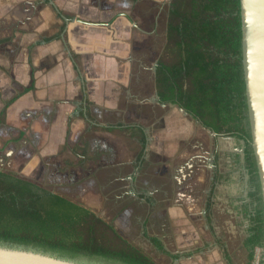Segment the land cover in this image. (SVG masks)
I'll list each match as a JSON object with an SVG mask.
<instances>
[{
    "label": "rangeland",
    "instance_id": "rangeland-1",
    "mask_svg": "<svg viewBox=\"0 0 264 264\" xmlns=\"http://www.w3.org/2000/svg\"><path fill=\"white\" fill-rule=\"evenodd\" d=\"M97 1L99 7L105 1L112 4L113 10L120 6L119 0ZM168 2L132 3L131 15L146 33L133 38L140 48L133 51L130 83L116 89V113L92 106L91 116L98 125L94 127L76 117L79 124L70 135L68 148L44 156L39 144L50 146V139L39 142L34 133L25 132L24 138L3 145L18 136L19 130L1 124L0 170L14 171L112 221L120 234L148 252L158 264H218L222 256L210 252L211 230L223 241L232 262L245 264L241 242L247 220L240 213V204L247 199L248 186L241 158L242 141L230 136L215 138L221 178L214 188L212 225L208 228L203 205L213 172L214 135L176 105L160 103L155 98L153 65L164 42ZM27 7L28 3L20 5V12L14 8L19 13L15 15L18 20L2 24V33H8L13 26L22 27L16 36L17 48L18 43H26L28 32L34 31L31 24L35 15H27ZM11 86L16 88L14 83ZM117 122L141 126L146 134L144 161L139 167L134 166L139 149L137 132L100 128ZM81 140L89 143L90 154L100 152L98 160L89 161L84 168L69 166L61 170L65 161H76L69 146ZM234 153L239 154L238 161ZM143 222L147 234L158 236L168 251L191 254L174 259L156 251L142 234ZM204 243L210 244L205 248ZM259 259H264L262 249Z\"/></svg>",
    "mask_w": 264,
    "mask_h": 264
},
{
    "label": "trees",
    "instance_id": "trees-1",
    "mask_svg": "<svg viewBox=\"0 0 264 264\" xmlns=\"http://www.w3.org/2000/svg\"><path fill=\"white\" fill-rule=\"evenodd\" d=\"M58 14L64 13L59 10ZM63 28L64 24L57 34L42 40L47 42L57 38ZM9 39H0V42ZM75 56L72 54L73 58ZM155 61L153 81L158 102L182 108L215 134L211 159L213 172L203 206L204 219L209 227L214 188L221 178L218 170L220 152L215 138L230 136L242 141L241 158L247 173L248 191L247 199L240 204V213L247 220L241 245L246 252L245 264H249L254 258L255 247H260L264 256V209L245 101L239 0H169L164 42ZM28 63L29 83L18 86L11 97L1 100L0 125L5 124L7 107L19 96L34 89L35 68L30 58ZM0 69L9 74L8 70ZM89 104L84 87L79 114L96 127L97 123L89 115ZM70 123L68 118L59 152L68 148ZM115 127L133 134L137 132L139 149L134 166L139 167L144 161L147 141L143 128L120 122L100 126L106 131ZM24 136V132L19 131L18 136L7 139L3 145ZM69 148L76 161H65L61 167L63 171L69 166L84 168L89 161H97L100 155L99 151L90 154L86 140ZM232 155L235 161L239 160L238 153ZM144 224L142 234L156 251L174 259L191 254L170 253L156 236L147 234ZM213 237L224 261L234 264L223 241L216 235ZM0 246L32 250L83 263L158 264L148 252L120 234L112 221H106L92 210L11 170H0ZM260 264H264V259L260 260Z\"/></svg>",
    "mask_w": 264,
    "mask_h": 264
},
{
    "label": "crops",
    "instance_id": "crops-1",
    "mask_svg": "<svg viewBox=\"0 0 264 264\" xmlns=\"http://www.w3.org/2000/svg\"><path fill=\"white\" fill-rule=\"evenodd\" d=\"M136 1L119 0V8L113 10L112 4L107 1L99 7L97 0H53L54 7L49 0H0V39L10 37L0 42V67L9 73L0 69V108L1 99L11 97L18 86L29 83L30 58L35 68L34 89L25 92L7 107L5 124L24 133H34L39 142L50 139V146L43 147L42 142L39 144L41 156L59 150L64 142L68 118L71 119L68 140L77 130L79 120L76 117L88 121L79 114L84 87L90 101V116L92 106H101L116 113V89L130 83L133 51L140 48L133 38L146 33L145 29L137 27L135 17L131 15L132 3ZM24 3H28L27 15H35L31 24L34 31H29L26 43H18L17 48L16 36L22 27L13 26L8 33H2V24H10L17 17L15 15H19V7ZM59 10L72 17L59 15ZM62 24L63 31L57 38L47 42L42 40L57 34ZM10 48H13V55ZM72 54L76 56L73 58ZM41 125L45 128L41 129ZM211 234L212 237L216 235L212 230ZM204 244L206 248L210 243ZM210 252L216 256L220 254L214 237ZM218 264L227 263L222 258Z\"/></svg>",
    "mask_w": 264,
    "mask_h": 264
},
{
    "label": "water",
    "instance_id": "water-1",
    "mask_svg": "<svg viewBox=\"0 0 264 264\" xmlns=\"http://www.w3.org/2000/svg\"><path fill=\"white\" fill-rule=\"evenodd\" d=\"M49 2L54 7L53 0ZM239 15L247 117L264 209V0H239ZM62 18L67 22L64 16ZM155 98L158 99L156 92ZM195 121L199 123L197 119ZM208 131L215 135L213 131ZM0 264L97 263L77 262L32 250L0 246Z\"/></svg>",
    "mask_w": 264,
    "mask_h": 264
},
{
    "label": "built area",
    "instance_id": "built-area-1",
    "mask_svg": "<svg viewBox=\"0 0 264 264\" xmlns=\"http://www.w3.org/2000/svg\"><path fill=\"white\" fill-rule=\"evenodd\" d=\"M260 247H255L254 249V258L249 264H260L259 254H260Z\"/></svg>",
    "mask_w": 264,
    "mask_h": 264
}]
</instances>
